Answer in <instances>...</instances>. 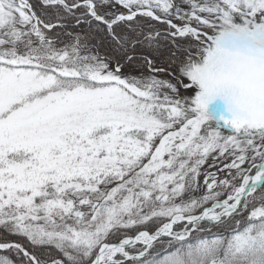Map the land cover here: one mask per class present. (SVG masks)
Listing matches in <instances>:
<instances>
[{
    "label": "snow or ice",
    "instance_id": "1",
    "mask_svg": "<svg viewBox=\"0 0 264 264\" xmlns=\"http://www.w3.org/2000/svg\"><path fill=\"white\" fill-rule=\"evenodd\" d=\"M39 6L0 0V264H264V0Z\"/></svg>",
    "mask_w": 264,
    "mask_h": 264
},
{
    "label": "trees",
    "instance_id": "2",
    "mask_svg": "<svg viewBox=\"0 0 264 264\" xmlns=\"http://www.w3.org/2000/svg\"><path fill=\"white\" fill-rule=\"evenodd\" d=\"M30 3H32L35 7H36V10L37 12L39 13L40 11V6H39V0H29ZM111 11H121V10H118L117 7L114 8V9H111ZM153 24L156 25V27L160 28V29H164L166 26L163 25V24H159V23H156V22H152ZM83 28H86V25L85 26H82ZM71 31L75 32V31H78V29H70ZM93 43H95V41H93ZM107 49L106 48H101L100 51L101 52H104L106 51ZM167 56V49H164L161 53V56H160V62L163 63L165 58ZM166 75V74H165ZM182 93H184L182 90H181ZM215 103L213 102L211 105H209V111L210 112H213V115H215V111L214 109L215 108ZM212 164V160L209 159L207 161V163L205 164V168H208V165ZM209 171H216V168H209L208 169ZM221 177L224 175V174H219ZM203 177H201V181H202ZM203 192V188L201 189V192L200 193H197V195H200L202 194ZM2 240H6L8 242H19L21 244H24L26 247H30L27 242L24 240V238L20 237V236H17V235H4L2 231H0V241ZM51 254L52 255H59L57 252H55V250H52L51 251ZM0 255H8L11 259L13 260H16V256L13 254V253H6V252H0Z\"/></svg>",
    "mask_w": 264,
    "mask_h": 264
},
{
    "label": "rangeland",
    "instance_id": "3",
    "mask_svg": "<svg viewBox=\"0 0 264 264\" xmlns=\"http://www.w3.org/2000/svg\"><path fill=\"white\" fill-rule=\"evenodd\" d=\"M117 7V9L118 10H121V11H125L124 9H122L119 5H117L116 6ZM115 7V8H116ZM176 23H180L179 21H175ZM157 23V22H156ZM162 79H171L169 76H167V75H163L162 77H161ZM173 83H175V81H173ZM182 91H183V89H181ZM181 94L183 95V94H185V93H182L181 92ZM215 102V105H216V107L215 108H218V107H220V106H222V101H219V100H217V101H214ZM222 166V165H221ZM220 174H224V173H220ZM223 177V176H222Z\"/></svg>",
    "mask_w": 264,
    "mask_h": 264
}]
</instances>
